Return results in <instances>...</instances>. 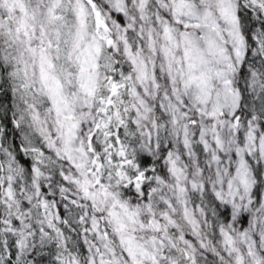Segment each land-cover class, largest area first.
I'll return each instance as SVG.
<instances>
[{
    "label": "snow or ice",
    "instance_id": "1",
    "mask_svg": "<svg viewBox=\"0 0 264 264\" xmlns=\"http://www.w3.org/2000/svg\"><path fill=\"white\" fill-rule=\"evenodd\" d=\"M0 264H264V0H0Z\"/></svg>",
    "mask_w": 264,
    "mask_h": 264
}]
</instances>
